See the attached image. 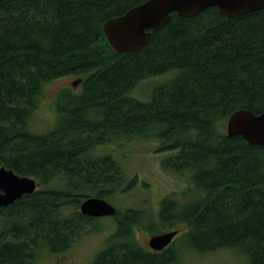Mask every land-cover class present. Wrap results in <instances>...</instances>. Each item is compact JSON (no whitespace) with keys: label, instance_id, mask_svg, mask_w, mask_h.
Instances as JSON below:
<instances>
[{"label":"trees","instance_id":"16d2710c","mask_svg":"<svg viewBox=\"0 0 264 264\" xmlns=\"http://www.w3.org/2000/svg\"><path fill=\"white\" fill-rule=\"evenodd\" d=\"M145 1L0 0V166L37 181L0 207V264H40L104 219L82 213V201L110 200L131 184L113 155L95 150L127 139L133 153L159 141L168 167L191 172L201 197L163 201L165 226L189 224L183 236L197 252L227 248L264 264V147L229 136L226 123L239 109L264 108V9L173 13L148 45L116 52L103 23ZM71 74L86 77L80 90L48 100L57 125L36 130L45 86ZM152 78H162L153 95L138 97ZM143 213L113 215L116 229L89 264H179L178 239L154 251L135 238Z\"/></svg>","mask_w":264,"mask_h":264},{"label":"rangeland","instance_id":"374dc122","mask_svg":"<svg viewBox=\"0 0 264 264\" xmlns=\"http://www.w3.org/2000/svg\"><path fill=\"white\" fill-rule=\"evenodd\" d=\"M83 76L84 74H71L49 82L44 88L47 98L42 105L40 103L32 120V127L42 132L53 129L57 122L47 101H51L52 98L59 95L66 99L73 93L78 92L80 83L74 85V82L81 77L83 78ZM162 78L160 80L159 78H152L143 81L140 85V90L137 88L136 95L143 99H148L149 96L153 95V87L160 84L159 81ZM224 129H226V126ZM131 147H134V144L130 139L123 142L114 140L100 146L95 152L113 155L122 166L124 173H128V175L125 173V177L131 186L125 185L127 183L125 182V188L119 195L117 193L121 192V189L113 188L115 193L111 195L109 201L118 208L119 213L131 207L137 211H144L143 218L140 220L142 224L138 223L136 231H134L135 238L140 243L146 244L151 234L158 233L161 230L176 228L179 229V234L174 239V241L178 239L174 248L177 253L181 254L179 264H245L246 257L244 255L227 248L215 249L214 252H197L188 244L186 236H183L190 229L189 224H177L176 222H172L167 226L163 224V219L159 216L161 211L160 204L163 201L170 200H177L181 203L194 202L193 198L200 196L197 193V186L191 178L190 171L187 172L186 176L178 171L180 169L174 168L172 165L168 167L169 165L164 160L165 153L158 150L160 148L159 141L151 140L147 144L139 146L136 153L130 151ZM135 176H137L136 183L133 182ZM116 222L117 218L114 216H104V219H97L94 224H87L86 230L89 232L77 239L73 246L61 253L47 254V258L41 257L39 260L40 264L91 263L95 259L96 253L105 245V240L115 231ZM152 230L156 231L152 232Z\"/></svg>","mask_w":264,"mask_h":264},{"label":"water","instance_id":"95a60500","mask_svg":"<svg viewBox=\"0 0 264 264\" xmlns=\"http://www.w3.org/2000/svg\"><path fill=\"white\" fill-rule=\"evenodd\" d=\"M217 7L229 17H236L264 9V0H147L129 8L124 14L111 17L103 23L108 42L118 53L137 51L150 43L153 32L164 28L173 13L183 17L195 16ZM80 80H75V83ZM229 136H242L250 144L264 147V108L260 113L239 109L227 120ZM37 190V181L0 166V207L8 206L25 193ZM81 212L93 216H111L117 207L109 200L91 196L82 201ZM179 230H168L149 237V245L159 251L172 243Z\"/></svg>","mask_w":264,"mask_h":264},{"label":"flooded vegetation","instance_id":"af4514ba","mask_svg":"<svg viewBox=\"0 0 264 264\" xmlns=\"http://www.w3.org/2000/svg\"><path fill=\"white\" fill-rule=\"evenodd\" d=\"M85 79H86L85 76H83V78L81 77L80 79H78V80H80L79 82H77V83L74 82V85H78V84L80 83L79 85H80V88H81V86H82V84L84 83ZM117 210H118V208H117ZM117 213H118V211H117ZM117 213H116V214H117ZM116 214H115L114 216H116ZM173 241H174V240H173ZM171 245H172V243H171L170 245H168L166 248H164L163 250L169 248ZM163 250H160V251H163Z\"/></svg>","mask_w":264,"mask_h":264},{"label":"bare ground","instance_id":"6f19581e","mask_svg":"<svg viewBox=\"0 0 264 264\" xmlns=\"http://www.w3.org/2000/svg\"><path fill=\"white\" fill-rule=\"evenodd\" d=\"M56 183H57V182H56ZM203 187H204V186H203ZM202 191H203V190H202ZM198 192H199V191H198ZM198 192H197V193H198ZM106 194H107V193H106ZM109 195H110V194H109ZM112 195H113V194H112ZM198 198H199V197H198ZM201 201H202V200H201ZM199 203H200V202H199ZM174 207H175V206H174ZM176 207H177V206H176ZM189 207H190V206H189ZM183 208H184V207H183ZM185 208H186V207H185ZM185 208H184V209H185ZM175 209H176V208H175ZM184 209H183V210H184ZM188 210H189V209H188ZM172 211H173V210H172ZM175 211H178V210H175ZM180 215H181V214H180ZM179 219H180V218H179Z\"/></svg>","mask_w":264,"mask_h":264}]
</instances>
